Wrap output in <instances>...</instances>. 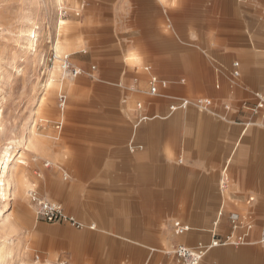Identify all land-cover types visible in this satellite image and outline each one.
Here are the masks:
<instances>
[{
	"label": "crops",
	"instance_id": "crops-1",
	"mask_svg": "<svg viewBox=\"0 0 264 264\" xmlns=\"http://www.w3.org/2000/svg\"><path fill=\"white\" fill-rule=\"evenodd\" d=\"M78 15L85 57L98 62L85 78L92 101L48 155L66 161L75 187L83 182L85 212L145 261L146 249L226 235L231 214L255 223L264 118L241 103L264 90V0H84ZM144 65L166 80L161 95L147 93ZM181 97L210 102L169 112ZM140 114L156 116L134 127ZM175 220L188 230L175 235ZM204 264H264V253L213 248Z\"/></svg>",
	"mask_w": 264,
	"mask_h": 264
},
{
	"label": "rangeland",
	"instance_id": "rangeland-1",
	"mask_svg": "<svg viewBox=\"0 0 264 264\" xmlns=\"http://www.w3.org/2000/svg\"><path fill=\"white\" fill-rule=\"evenodd\" d=\"M83 2L0 0V151L17 139L19 146L14 150L23 151L18 165L9 171L10 183L0 200V264H182L171 247L159 251L146 249V255L151 252L150 258L139 260L138 245L117 237L115 230L100 228L98 212H85L84 200L89 201V193L85 196L83 182L75 187L66 161L48 155L53 144L61 141L63 132L66 134L73 112H84L85 105L92 101L91 85L85 78L95 75L98 62L94 57H85L89 45L78 19ZM30 21L38 26L34 55L23 40V29ZM55 42L59 45L57 52L52 46ZM63 58L81 73L73 76L62 66ZM129 62L133 64L130 58ZM48 76L53 88L38 105ZM136 101H131V108ZM32 116L33 123L27 125ZM24 135H31L39 143L33 148L23 145ZM29 188L60 204L74 221H46L38 217L28 199ZM253 215L254 238L264 227V214ZM225 247L264 253V247L258 243L214 246L199 264H204L213 248Z\"/></svg>",
	"mask_w": 264,
	"mask_h": 264
},
{
	"label": "built area",
	"instance_id": "built-area-1",
	"mask_svg": "<svg viewBox=\"0 0 264 264\" xmlns=\"http://www.w3.org/2000/svg\"><path fill=\"white\" fill-rule=\"evenodd\" d=\"M62 66L70 71L73 76L81 73L80 69L77 70L75 68H71L66 58H63ZM142 69L146 73L147 93L150 95H161L160 88L166 86V80L159 78L156 74L152 73L147 65L142 66ZM209 102L210 101L207 97H181L178 99V102L170 104L168 106V110L169 112H173L176 109H184L189 105H194L197 108L205 109ZM62 104H64L63 100H61V105ZM142 106V101L138 100L135 102L134 109L139 110ZM241 106L246 110L254 114H259L262 118H264V90L255 91L253 93V100L242 101ZM226 108L228 107L226 106ZM155 116L156 115L140 114L135 118L133 126L136 127L141 122ZM137 147L141 148L140 145H137ZM128 148L130 151H134L135 146L132 141L128 142ZM45 165L47 166L48 163ZM27 193L28 199L34 207L35 214L41 219L46 221H55L61 219H69L74 221L73 217L68 215L60 204L40 195L34 188H29ZM230 223L231 230L226 235L222 237H216L213 235L208 243L199 241L194 247H189L181 243L176 244L172 247L173 255L182 264H199L206 251L214 246L227 244L238 246L255 242L264 247V227H261L257 233V236L253 238L254 224L247 215L238 216L236 214H231ZM188 228L189 226L187 224L182 223L179 220H175L172 225V231L175 235L180 234L182 231L188 230Z\"/></svg>",
	"mask_w": 264,
	"mask_h": 264
},
{
	"label": "bare ground",
	"instance_id": "bare-ground-1",
	"mask_svg": "<svg viewBox=\"0 0 264 264\" xmlns=\"http://www.w3.org/2000/svg\"><path fill=\"white\" fill-rule=\"evenodd\" d=\"M59 3L60 0H57ZM63 23V20L60 19L58 21V24L61 25ZM38 26L34 22H29V25L23 29V40L28 45V49L32 51L31 54L36 53V41H37V35H38ZM55 52H57V49L59 48V45L57 42H55L54 45ZM25 51H27L25 49ZM29 61V60H28ZM2 73V72H0ZM52 76V75H51ZM51 76L46 77L43 85V91L44 93L38 97V105L41 103V100L43 98V95L50 92L53 88L52 84V78ZM1 80V79H0ZM46 99V98H45ZM37 107L35 108L33 113H36ZM1 115V114H0ZM34 121V116L31 117V119L28 121L27 125L32 124ZM17 139V138H16ZM6 142V141H5ZM36 138L32 137L31 135H24L23 136V145L29 146L30 148H33L37 144ZM9 143V142H8ZM7 143V144H8ZM4 144V143H3ZM19 146V140H15L14 144H8L4 147L2 151H0V200L1 198L5 197V191L8 189L9 186V171L13 166H17L19 163V159L22 157L23 151L21 150H14L15 147ZM3 146V145H2ZM13 181V180H12ZM6 264V263H3Z\"/></svg>",
	"mask_w": 264,
	"mask_h": 264
}]
</instances>
